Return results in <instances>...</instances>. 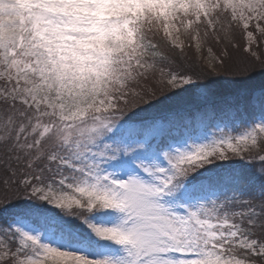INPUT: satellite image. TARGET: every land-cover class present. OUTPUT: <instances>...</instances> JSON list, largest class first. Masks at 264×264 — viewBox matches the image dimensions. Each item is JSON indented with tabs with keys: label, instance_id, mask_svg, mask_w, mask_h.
I'll return each mask as SVG.
<instances>
[{
	"label": "snow or ice",
	"instance_id": "obj_1",
	"mask_svg": "<svg viewBox=\"0 0 264 264\" xmlns=\"http://www.w3.org/2000/svg\"><path fill=\"white\" fill-rule=\"evenodd\" d=\"M255 77L264 0H0V264H264Z\"/></svg>",
	"mask_w": 264,
	"mask_h": 264
},
{
	"label": "trees",
	"instance_id": "obj_2",
	"mask_svg": "<svg viewBox=\"0 0 264 264\" xmlns=\"http://www.w3.org/2000/svg\"><path fill=\"white\" fill-rule=\"evenodd\" d=\"M262 79L264 78L255 77L253 80L241 84H233L226 79H218L213 85H211V87H213L219 92H228L235 89L256 87L260 84ZM194 102L195 101L193 100V98L188 94H179L176 96H170L167 100H162L161 105H159V107L161 109L168 110L178 108L181 105L192 104Z\"/></svg>",
	"mask_w": 264,
	"mask_h": 264
},
{
	"label": "rangeland",
	"instance_id": "obj_3",
	"mask_svg": "<svg viewBox=\"0 0 264 264\" xmlns=\"http://www.w3.org/2000/svg\"><path fill=\"white\" fill-rule=\"evenodd\" d=\"M225 80V79H224ZM223 81V80H222ZM238 86V85H237Z\"/></svg>",
	"mask_w": 264,
	"mask_h": 264
}]
</instances>
